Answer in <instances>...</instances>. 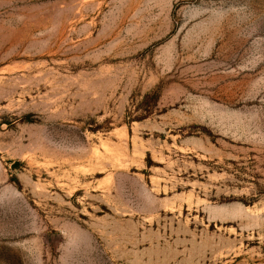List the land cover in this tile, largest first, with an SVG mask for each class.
<instances>
[{
    "label": "rangeland",
    "instance_id": "374dc122",
    "mask_svg": "<svg viewBox=\"0 0 264 264\" xmlns=\"http://www.w3.org/2000/svg\"><path fill=\"white\" fill-rule=\"evenodd\" d=\"M0 264H264V0H0Z\"/></svg>",
    "mask_w": 264,
    "mask_h": 264
},
{
    "label": "trees",
    "instance_id": "16d2710c",
    "mask_svg": "<svg viewBox=\"0 0 264 264\" xmlns=\"http://www.w3.org/2000/svg\"><path fill=\"white\" fill-rule=\"evenodd\" d=\"M19 165H20L19 163H16V164H15V168L19 167Z\"/></svg>",
    "mask_w": 264,
    "mask_h": 264
}]
</instances>
